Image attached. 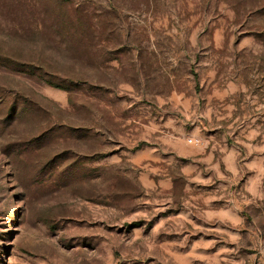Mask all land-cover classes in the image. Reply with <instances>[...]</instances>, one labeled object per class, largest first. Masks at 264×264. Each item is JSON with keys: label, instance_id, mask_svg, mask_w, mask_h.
Returning <instances> with one entry per match:
<instances>
[{"label": "rangeland", "instance_id": "374dc122", "mask_svg": "<svg viewBox=\"0 0 264 264\" xmlns=\"http://www.w3.org/2000/svg\"><path fill=\"white\" fill-rule=\"evenodd\" d=\"M0 264H264V0H0Z\"/></svg>", "mask_w": 264, "mask_h": 264}, {"label": "crops", "instance_id": "0c3cea01", "mask_svg": "<svg viewBox=\"0 0 264 264\" xmlns=\"http://www.w3.org/2000/svg\"><path fill=\"white\" fill-rule=\"evenodd\" d=\"M198 118L196 117V120ZM185 137H180L177 141H165L160 145L155 144L152 146L143 147L134 153L129 155V160L136 166H144L150 162L156 163H165L169 165L174 161L175 158L180 160H185L187 163L182 172L187 175L191 176L192 173L196 172L198 174L202 165L211 164L213 161V157L209 156L205 151L207 147L206 144H202V146L191 145L188 146L183 140ZM194 141H200L202 139L196 138L190 139ZM203 141V140H202ZM205 142V141H204ZM205 147V148H201ZM169 182V179H166ZM142 182L151 187L152 184L149 182V178L144 175L142 178ZM165 182V181H164ZM165 182V186H169L170 183Z\"/></svg>", "mask_w": 264, "mask_h": 264}, {"label": "built area", "instance_id": "2783aa9c", "mask_svg": "<svg viewBox=\"0 0 264 264\" xmlns=\"http://www.w3.org/2000/svg\"><path fill=\"white\" fill-rule=\"evenodd\" d=\"M189 143H190V144H193V145H197V146H199V144H200L199 141H194V142H193V140H189Z\"/></svg>", "mask_w": 264, "mask_h": 264}]
</instances>
